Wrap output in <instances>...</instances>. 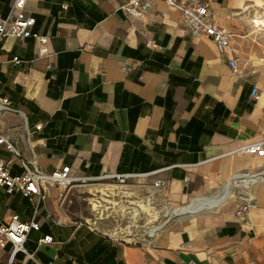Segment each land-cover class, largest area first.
<instances>
[{
  "label": "crops",
  "instance_id": "obj_1",
  "mask_svg": "<svg viewBox=\"0 0 264 264\" xmlns=\"http://www.w3.org/2000/svg\"><path fill=\"white\" fill-rule=\"evenodd\" d=\"M13 1L0 0V14ZM126 1L25 0L46 41L0 43V92L14 109L0 121L21 157L45 172L68 165L73 176L146 174L126 186L75 184L62 200L47 185L26 247L55 264H264V155L238 151L264 133V24L255 23L264 0H204L232 34L223 52L165 0H142L141 18L119 10ZM155 179L164 182L156 189ZM124 189L152 195L144 216L179 211L151 238L115 242L105 234L121 224L117 209L95 216L75 194ZM5 198L15 208L1 219L31 218L34 198L3 192L0 209ZM46 234L53 241L36 246ZM10 253L0 248V263ZM10 264L37 263L17 252Z\"/></svg>",
  "mask_w": 264,
  "mask_h": 264
},
{
  "label": "built area",
  "instance_id": "obj_2",
  "mask_svg": "<svg viewBox=\"0 0 264 264\" xmlns=\"http://www.w3.org/2000/svg\"><path fill=\"white\" fill-rule=\"evenodd\" d=\"M165 1L180 12L182 19L190 26L195 36L210 38L215 42L220 52H223L230 45L232 34L214 23L208 4L204 0H186L185 2L177 0ZM24 5L25 0H14L9 12L5 16L0 14V43L7 36H14L20 39L32 38L40 42L46 41L47 37L45 35L33 29L35 18L24 13ZM119 10L127 16L141 18L145 15V4L142 0H127L119 7ZM12 61L17 64L21 63V59L16 56L12 58ZM229 64L234 70L236 69L234 59H230ZM4 111H14V109L8 97L2 95L0 92V113ZM0 151L8 154L6 156L0 153V198L3 192L7 195L18 193L25 198H34L33 213L29 220H21L16 213L10 214L7 219L0 218V248H5L7 245L11 246V253L7 264L12 262L17 252H21L28 258L33 259L37 264H55L52 260L37 261L34 258V253L26 247L30 231L39 230L41 227L36 217L38 215L39 204L46 199L45 189L47 185L57 188L62 196L63 193L67 192L75 184L126 186L129 182H136L138 178L146 175L140 172H125L73 176L68 165L55 168L51 172H45L21 157L19 150L3 134L1 127ZM238 151L263 156L264 133L259 140L241 146L238 148ZM15 165L18 166L19 172H14ZM163 183L162 180L155 179L151 186L156 189ZM88 202L95 216H103L104 213L106 214V210L117 209L121 224L107 231L105 235L115 242L129 244L137 243L139 236L146 238L153 237L173 217L172 215L179 211V209L172 208L165 212V216H144V206L146 203L154 207L152 195L149 196L148 200L142 201L136 199L132 194H127L126 189L122 191V194L116 192V190L91 193ZM246 208L247 205L244 204L236 213L241 214ZM52 241V236L46 234L38 237L35 243L36 246H41ZM182 264L197 263L194 260H188Z\"/></svg>",
  "mask_w": 264,
  "mask_h": 264
},
{
  "label": "rangeland",
  "instance_id": "obj_3",
  "mask_svg": "<svg viewBox=\"0 0 264 264\" xmlns=\"http://www.w3.org/2000/svg\"><path fill=\"white\" fill-rule=\"evenodd\" d=\"M0 118L4 120L3 117L0 116ZM0 127L4 130L5 133L10 132V128H9L8 123H4L3 121H0ZM7 156H8V154H7ZM65 193H63L61 200H62V198H64ZM75 195H78V198H79L78 201H76V203H77L76 207L77 208L78 207L83 208V210H86L87 209V201L86 200H87V198H89L91 196V194H87V191L84 192V191L79 190V192L77 191ZM69 202H65L63 206L66 209V211L70 212L74 209L76 203L74 204L72 201L70 203ZM88 206H90V205H88ZM14 208H15V204L13 202L12 203L9 202V200L5 198L1 202L0 216H2V218H5L9 214V211L14 209ZM84 213H86V211ZM49 216H56V214L52 213V214H49Z\"/></svg>",
  "mask_w": 264,
  "mask_h": 264
},
{
  "label": "trees",
  "instance_id": "obj_4",
  "mask_svg": "<svg viewBox=\"0 0 264 264\" xmlns=\"http://www.w3.org/2000/svg\"><path fill=\"white\" fill-rule=\"evenodd\" d=\"M0 153L1 154H4V155H7V153H5V152H3V151H0ZM15 170H14V172H19L20 170H19V168H18V166L17 165H15ZM24 199H26L25 197H23ZM44 225V224H43ZM43 230L45 231V232H48L49 230H48V228L46 227V226H44V228H43ZM30 241V240H29ZM28 242V241H27ZM27 242H26V244H27ZM27 249L29 250V251H31L30 250V248H28L27 247Z\"/></svg>",
  "mask_w": 264,
  "mask_h": 264
},
{
  "label": "bare ground",
  "instance_id": "obj_5",
  "mask_svg": "<svg viewBox=\"0 0 264 264\" xmlns=\"http://www.w3.org/2000/svg\"><path fill=\"white\" fill-rule=\"evenodd\" d=\"M255 23H257V24H259V23H262V24H264V21L263 20H255Z\"/></svg>",
  "mask_w": 264,
  "mask_h": 264
}]
</instances>
